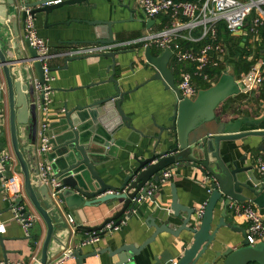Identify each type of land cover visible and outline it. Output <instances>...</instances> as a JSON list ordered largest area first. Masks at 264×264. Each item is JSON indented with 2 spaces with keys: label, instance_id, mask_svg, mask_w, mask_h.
Instances as JSON below:
<instances>
[{
  "label": "water",
  "instance_id": "obj_1",
  "mask_svg": "<svg viewBox=\"0 0 264 264\" xmlns=\"http://www.w3.org/2000/svg\"><path fill=\"white\" fill-rule=\"evenodd\" d=\"M90 0H0V68L3 73V86L0 88V97L3 90L6 93L4 111L7 124V141L17 165L11 168L6 166L9 178L11 171H16L22 176L23 190L32 209L39 215L45 224V235L38 255L31 264H48L50 258L62 251L70 239V228L64 220V209L72 210L114 201H120V208L99 225H78L77 231L98 232L106 234L103 230L107 223L119 226L122 221L131 215L134 205L140 198L148 196L150 184L157 182L160 175L170 169L190 166L206 178L205 183L210 193L199 221H196V209L181 204L176 194L175 186L171 184V201L166 208H157L153 214L146 217V225L153 228L152 234L141 244L123 243L116 249L105 248V251L114 252L123 259L120 264L135 262L138 257H152V264H215L222 259L223 264H249L252 262L264 264V241L250 245L246 240L245 229L232 223L228 216V207L232 202L246 203L252 201L258 207H264V178H260L254 171L253 164L240 166L232 160L229 164L221 153L220 141L238 139L248 135L264 137V130H243L244 124L254 126L264 121V109L258 117L242 116L232 122L222 121L215 114L216 106L230 96L240 93V86L235 76L227 70L223 71L218 80L210 87L198 89L196 96L183 97L180 93L169 67L172 55L169 49L160 54H154L150 47L144 49V57L148 64L154 68V74L149 80H161L174 98L173 120L169 126H160L156 136L143 133L135 129L131 119L121 107L125 94L134 91L137 87L121 91L118 81L114 77L115 57L119 51H108L103 54L111 59L107 69H111L108 81L115 84V93L95 100L86 105H77L72 110H66L64 117L58 122L48 124L46 134L50 137V150L43 155H38L36 146L37 138V111L34 104L33 80L36 75L43 82L41 63L36 60L37 52L27 39H20L18 31V17L23 22L27 15L33 17L43 13L47 20L64 5L89 4ZM120 1V0H118ZM257 1V0H256ZM57 23L68 24V21ZM94 28L98 43H113L112 25L109 20H91L87 22ZM154 23V19H147L146 26ZM241 30L236 34H240ZM6 47L10 48L8 52ZM84 58L86 56H66V61ZM34 74V76H33ZM142 85V84H141ZM98 108H100L98 110ZM83 111L85 115L79 116ZM75 112L76 115L73 113ZM3 111L0 112V115ZM86 116V117H85ZM85 117V118H84ZM88 118V123L83 121ZM59 123V124H57ZM101 126L112 135L119 126H126L135 130L141 136L156 138L155 144L148 150L145 158L134 157L136 164L130 167L129 172L118 184L107 183L95 168L96 162L91 151L93 132L95 127ZM97 129V128H96ZM163 131L167 137L165 148L159 150V142L163 138ZM4 125L0 126V152L5 149ZM110 141L112 138L109 139ZM105 141L104 146H109L110 141ZM26 146L21 148L23 143ZM264 147V143H260ZM229 153V152H227ZM45 159L50 165L47 182H44L38 171V162ZM52 180L58 184L52 185ZM54 189L56 196H51ZM6 191L0 175V195ZM253 195V199L248 196ZM41 200L47 202L44 206ZM23 201L22 197L16 198L15 204ZM220 205L218 221L213 226L214 213ZM24 215L30 214L24 209ZM159 219V223L155 219ZM227 228L231 232H239L242 240L237 248L231 246L225 249L217 248L218 236L221 229ZM161 233L185 239L180 246V252L174 256L169 249L161 253L153 252L149 245L155 242ZM3 237L0 234V241ZM104 250H93L82 254L79 248L73 250L76 264H82V259L95 255ZM212 252L210 260L199 263L200 259ZM151 254V255H150Z\"/></svg>",
  "mask_w": 264,
  "mask_h": 264
},
{
  "label": "crops",
  "instance_id": "obj_2",
  "mask_svg": "<svg viewBox=\"0 0 264 264\" xmlns=\"http://www.w3.org/2000/svg\"><path fill=\"white\" fill-rule=\"evenodd\" d=\"M260 5H264V2ZM96 19L113 22L112 30L115 42L135 40L148 29L146 26L147 19L139 8L137 0H90L89 4L64 5L54 14L49 15L47 20L43 13H37L34 16L38 35L47 41L50 48L47 64L54 79L51 81V102L46 114L49 123L58 122L62 119L66 110H72L77 105H86L115 93V84L108 81L111 74V69H107V66L111 64L109 57L93 54L66 61L67 51L81 44L94 43L93 41L97 37L94 28L87 22ZM17 21L19 36L23 41L25 39L24 21L22 22L20 17ZM61 21H68L69 23H57ZM159 22L160 19L154 20L150 28H158ZM236 35L242 37L240 42H232L230 47L227 45L228 53L222 62L227 66V71L231 73L232 64L236 60L235 53H244L246 59L252 60L254 63L248 72L241 73L238 78L235 77L236 79H243L240 93L226 98L215 108V114L225 122H232L242 116L255 118L264 109V85L248 88V83L244 80V76L251 72V69L256 66L264 53V39L260 32L256 36L252 35V38H247L244 31ZM139 47L137 44H132L115 48L119 54L115 57L114 77L118 81V88L121 91L139 86L134 91L125 94L121 107L125 114L130 117L131 124L135 129L141 130L147 135L156 136L160 126H169L173 120L174 98L171 92L163 86L161 80H149L154 74V68L145 62L143 51ZM6 50L9 52L10 48L6 47ZM3 81V73L0 68V88L3 86ZM5 97L6 93L3 90L0 97V112L3 111V114L0 115V126L4 125L5 131L3 139L6 144L3 152H9L12 149L7 141L8 130L4 115L6 110ZM73 114L76 115L75 112ZM81 115H85L83 111L79 113L80 117ZM76 116L78 117V115ZM37 118L38 124L42 116L37 114ZM87 119L83 121L84 124L89 122ZM90 125L94 126L96 131L93 132V141H90L92 143L91 151H93L91 156L95 159V168L98 169L107 183L118 185L129 172L130 167L136 164L134 157L141 159L147 157L149 155L148 150L156 142V138L143 137L126 126H119L112 135H107L103 127H96L92 123ZM242 129L264 130V121L258 126L244 124ZM166 137L167 133L163 131L159 150L165 148ZM110 138H112L111 141ZM108 140L110 141L109 146H104V142ZM1 141L2 138L0 143ZM261 142L264 143V137L259 135L221 140L220 146L223 147L221 153H223L224 160L228 161L229 164L232 160L237 161L240 166L253 164L257 176L264 178V174H260L255 167L257 159L264 157V147L260 146ZM25 146L26 143H23L21 148ZM171 171L172 175L167 182L152 194L155 197L154 202L150 198L138 201L134 205L131 215L126 217L117 229L102 235L97 242L79 248L82 254L90 253L93 250H104L83 258L82 264H120L123 259H120L119 255L114 252L105 251V248L114 250L123 243L141 244L149 237L153 228L146 225V217L153 214L157 208L169 206L171 184L175 186L181 204L197 210L207 200L209 195L207 192L208 183L206 185V178L199 171L190 166L176 167ZM16 192H19L20 195L23 193L21 203L25 204L32 214H37L24 194L22 176L19 173L10 174L8 191H4L0 195V223L4 226V231H0L3 237V240L0 241V264L2 262L31 264L40 251L45 235V224L40 217L30 228L29 235L23 233L20 223L13 218L12 205L16 201L13 194ZM248 196L254 198L250 193ZM41 202L44 206L48 205L46 201L41 200ZM246 203L254 204L260 215L264 217V207H258L252 201ZM120 206L121 203L117 200L109 204L100 203L77 208L72 210V214L82 225L95 226L101 224L105 218L112 216ZM64 211L68 213L67 208ZM219 211L220 205L218 204L214 213L213 226L218 221ZM227 215L230 216L229 211ZM155 222L159 223V219L156 218ZM233 223L235 222L232 221L231 224ZM236 224L243 228L245 225L240 222ZM87 233L90 232L79 230L70 235L71 246L75 248V244L86 237ZM185 236L187 235L184 234V238L181 237L180 239V237L175 238L168 233H161L149 247L153 249L154 253H161L164 249H169L174 256H177ZM241 240L242 237L239 232H231L227 228H222L217 243L220 246L217 248L225 249L228 246L237 248L241 245ZM211 253L200 259L199 263L210 260ZM59 254L58 252L52 256L48 264H52ZM138 258L135 262L130 261L128 264L153 263L151 256ZM76 263L74 257L65 264ZM215 264H223L222 259H218Z\"/></svg>",
  "mask_w": 264,
  "mask_h": 264
},
{
  "label": "built area",
  "instance_id": "obj_3",
  "mask_svg": "<svg viewBox=\"0 0 264 264\" xmlns=\"http://www.w3.org/2000/svg\"><path fill=\"white\" fill-rule=\"evenodd\" d=\"M263 2L264 0H137V4L146 19H160L158 28H148L143 35L135 40L116 41L108 44L98 42L81 44L67 51V56L103 54L108 51H115L117 47L132 44L139 45V49L143 51V54L146 47L158 51L157 54L169 49L172 55L168 65L173 74H177V77L174 75L176 85L183 97L193 99L198 91L196 80L211 82V77L206 71L207 67L217 66L224 62V58L228 53L227 44L218 38L217 24L224 22L230 34L236 35V32L241 30V32L244 31L246 36L252 38V35H258L260 27H264V10L260 7ZM252 9H255L256 16L245 27L246 19ZM24 38L36 50V60L41 63L43 70V82H40L37 77L33 80L34 104L37 114L42 116L37 124L38 143L36 151L38 155L43 157L50 150V137L46 134L49 124L46 114L51 102V81L54 77L47 64L50 55L49 45L44 38L38 35L32 15H27L24 20ZM201 42L202 44L196 47L185 46L186 43L198 44ZM145 62H147L146 58ZM237 80L241 87L243 79ZM244 80L247 81L248 88L264 85V53L256 66L251 69V72L244 76ZM7 165L11 168L17 165L12 151L0 152V175L6 192L9 188L10 178V175L9 178H6ZM255 167L260 174H264V157L257 159ZM38 171L40 178L47 182L50 165L44 158L38 162ZM14 173L17 172L11 171V174ZM171 175V169L164 171L157 182L150 184L148 196H152L154 191L165 184ZM57 184L56 181L52 180L53 186ZM207 192L209 194L210 189L207 188ZM22 195L23 193L20 195L19 192H16L13 197L18 198ZM51 196H56L54 189L51 190ZM140 200H143V198L138 201ZM205 204L206 201L196 210V221L201 219ZM24 209L28 210L23 203L16 206L12 205L13 218L20 223L23 233L29 235L30 228L39 218V215L30 212L25 216ZM228 211L233 222L245 224L244 229L248 244L253 246L260 241H264V217L260 215L254 204L232 202L228 207ZM63 216L70 228V235L75 234L78 225H82V223L75 219L72 212H64ZM112 224L111 222L104 226L103 230H106V234L118 228V226H112ZM0 231H4L2 223H0ZM101 236L102 234L99 231L87 233L86 237L74 246L80 248L83 245L92 244L97 242ZM75 248L71 246L69 239L52 264H65L68 260L73 259ZM1 264L8 263L2 262Z\"/></svg>",
  "mask_w": 264,
  "mask_h": 264
},
{
  "label": "trees",
  "instance_id": "obj_4",
  "mask_svg": "<svg viewBox=\"0 0 264 264\" xmlns=\"http://www.w3.org/2000/svg\"><path fill=\"white\" fill-rule=\"evenodd\" d=\"M260 7L262 10H264V5H261ZM255 16H256L255 9H252L250 15L246 19V22H245L246 26L245 27H247L249 25L251 19H253ZM259 32H260V35H262V37L264 39V27H260ZM217 34H218V38L223 40L224 42H226V44L229 47L232 46L231 45V44H233L232 42L238 43V42H240V40L242 38L241 36H237L235 34H230L228 29L226 28V25L224 22H219L217 24ZM247 38H249V36H247ZM244 42L246 43V41H244ZM201 44H202V42L198 43V44L186 43L185 46L196 47V46L201 45ZM154 53L157 54L158 51H155ZM235 58H236V60L232 64L231 74H233L236 78H238L241 75V73L248 72L254 62L252 60H247L244 53L243 54H241V53L236 54L235 53ZM225 70H227V66L223 63H220L217 66L207 67L206 71L209 73V75L211 77V82L207 83V82H203L201 80H196V85H197L198 89H205V88L210 87L212 84H214L218 80L219 76ZM174 75H175V77H177L176 73H174ZM249 264H258V263L252 262Z\"/></svg>",
  "mask_w": 264,
  "mask_h": 264
}]
</instances>
